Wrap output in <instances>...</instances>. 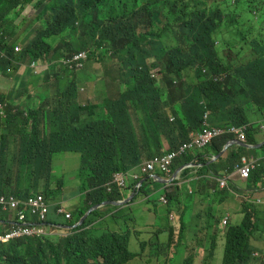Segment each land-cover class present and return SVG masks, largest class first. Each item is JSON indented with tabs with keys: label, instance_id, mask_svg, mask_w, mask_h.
Listing matches in <instances>:
<instances>
[{
	"label": "trees",
	"instance_id": "16d2710c",
	"mask_svg": "<svg viewBox=\"0 0 264 264\" xmlns=\"http://www.w3.org/2000/svg\"><path fill=\"white\" fill-rule=\"evenodd\" d=\"M58 1L60 11L50 9L49 0H0V49L12 58L3 64L46 62V82L53 75L61 96L53 103L45 97L39 106L25 109L0 95L7 102L6 116H0V195L50 197L55 195L57 188L52 185L57 183L58 192L64 193L63 184L54 179L53 156L80 153L78 193L84 199L69 219L57 213L59 202H53L45 224L55 230L58 223L72 226L95 204L124 199L117 184L111 191L107 184L117 172L132 170L145 158L165 152L161 145L146 149L147 144L160 142L161 135L169 137L170 150H174L206 123L236 126L245 131L243 141L250 146L234 143L224 150L230 140L240 138L236 133L225 134L204 148L189 150L169 171L158 170L170 178L180 166L196 164L170 184L152 177L138 187L149 175L142 173L132 186L136 191L133 202L143 193L153 216L161 202L166 208L162 224L148 227L146 223L142 229L127 222L125 228L121 219L136 221L131 207L126 210L109 204L94 210L81 225L65 229L64 236H23L1 244L0 264H127L137 256L154 262L153 255L158 261L165 256V262L173 264L169 258H176V247L196 239L201 246H209L212 256L226 240L223 264H257L252 240L258 231L264 236V230L258 225L261 198L253 194L264 193V145H257L263 141L257 135L264 137V76L258 84L257 76L238 67L228 54L246 53L244 58L264 75V0ZM28 5L36 6L37 15L22 31L23 39L19 36L12 41L17 35L15 22ZM77 7L80 18L74 13ZM102 20L111 29L108 36L98 35ZM36 21L38 29L34 28ZM31 31L35 34L29 43ZM16 41L24 44L17 53ZM82 50H90L89 60L106 69L109 80L102 89L110 85L118 89L105 94L102 104L77 102V94L85 86L79 77L82 70L62 66L65 70L54 71L55 61ZM154 69H159L156 77L151 72ZM63 72L77 73L66 77ZM223 107L228 110L226 124L213 123L212 111ZM244 158L259 162L248 175L239 172L238 179H233ZM207 175L213 178H204ZM192 177L195 179L189 181ZM222 179L228 180V186L221 188ZM203 181L216 195L230 187L252 193L241 198L245 200L244 217L238 226L218 227L222 218L212 207L216 199L210 196L215 194L208 193L212 198L205 199L210 201L208 208L197 206L188 214L184 206L194 202V193ZM9 215L0 206V222ZM150 219L154 225L156 217ZM193 219L205 234L185 233L188 220ZM132 239L142 246L140 251L130 249ZM183 264H195V256L187 255Z\"/></svg>",
	"mask_w": 264,
	"mask_h": 264
},
{
	"label": "rangeland",
	"instance_id": "374dc122",
	"mask_svg": "<svg viewBox=\"0 0 264 264\" xmlns=\"http://www.w3.org/2000/svg\"><path fill=\"white\" fill-rule=\"evenodd\" d=\"M50 2V9H56L58 11L61 10L62 7V3L58 0H49ZM90 7L92 8V6L90 5ZM36 6H28L25 11L21 14V16L18 18L17 23H19L20 21H22L23 19H25V25H28L33 19H35L36 17V11L35 9ZM25 13V14H24ZM75 16L77 18L81 17V9L79 7H77L74 10ZM34 28H40V23H38L37 21L35 22ZM102 32H98V35H101L102 33L105 36L110 35L111 33V29L109 27V24L102 20L101 22V27H100ZM32 32V31H31ZM35 33L32 32L31 34L28 35L29 37V43L32 41L33 39V35ZM75 44H77V42H75ZM20 48H22V44L18 43V45ZM246 56V53H243L242 56H238L236 53H231L228 54V58L233 59V61L237 64L238 67H243L244 69L248 70L249 72H252L253 74H255L257 76V80H258V84L261 83L262 78H263V74L261 73H257L256 69L244 58ZM26 65H28V63H26ZM62 69H64L62 66H60ZM85 73L92 76V77H96L99 74V69H100V65L91 62L90 60H88L86 62V64L84 65ZM65 70V69H64ZM77 72L74 73H67V72H63L62 75L66 76V77H72L74 74H76ZM8 82H10L8 80ZM59 81H55V88L58 86ZM101 84H96L95 87H98ZM9 87H11V85H9ZM114 90L118 89L116 88V86L114 85H110L107 88V91L105 89L106 92V96L113 92ZM87 91H82V93H86ZM93 100L95 102H97L98 104H102V96L99 95L98 92L95 93V96L93 98ZM212 122L215 124H220V125H225L226 121L228 120V110L223 107L220 109H216L215 111H212V116H211ZM137 129H138V134L140 136V138L142 137L141 132H139V123H137ZM257 139H261L260 135H257ZM52 167H53V175H54V179L56 181H60L63 184V192L64 193H59L58 192V188H59V184L57 183L56 186H53V188H57L55 195L54 196H50V197H46L45 194L40 191L41 193L44 194L45 198L48 200V202L50 201H55L58 200L60 203L65 204L66 208L68 211H70L71 213L73 212V210L80 205L83 196L81 194L78 193V188H79V184L80 181L79 179L81 178L80 176V167H81V156L80 153L78 152H58L55 153L53 156V161H52ZM55 181V182H56ZM256 197H262L261 193H257ZM245 200L240 202V207L241 210L239 212V206H238V200L236 198H232L230 197V202L233 205V209H222L220 210V215L221 218H223L225 215H229V223H231V226H238L244 217L243 214V210H244V206H243V202ZM261 204V206L259 207L260 211L258 212V216L260 218H262V220L258 223L259 227L262 228L264 230V196L261 198V202H259ZM150 203L147 202L144 199V194H140L134 202H132V213L136 218V221H127L125 219H121V225H123L126 228V223L128 222L131 226H135V225H140L142 223H149L148 227H155L158 224H162L164 223L165 219L163 218V214L165 213V206L161 203L158 202L156 205V208L158 209V213L153 216L151 215L148 211L145 210L146 206H149ZM193 211V206L190 207L189 212ZM151 217H156V222L154 223V225H152L151 223ZM224 220V219H223ZM197 220L193 219V220H188L187 225H186V234H191L194 235L195 237L200 236L202 234H205L206 232L200 230L199 228H193L192 224L196 223ZM228 224H224L223 222V226L224 229L226 228V226ZM114 223H111V227L114 228ZM119 228V226H116ZM50 236V235H49ZM134 236V235H133ZM132 236V237H133ZM257 236H260V233H257ZM131 237V238H132ZM51 238V236H50ZM253 242L255 243V245L258 247L257 252L259 253L258 255H256L258 257L257 260V264H262L264 262V240L263 239H253ZM153 242H150V245ZM225 245H226V240L224 242V244H221L217 250H216V257L210 255L209 253V246H201L200 245V241L198 239L193 240L191 242H187V244H182L176 247V258H169V262L173 264H183L185 258L187 255H194L195 256V264H223V259H224V253H225ZM202 248V250H205V255L204 257H198L196 255V249ZM130 249L134 252H138L142 249V246L139 244H136L134 239H132L130 241ZM159 259L161 261H158L157 257H154L153 255V261L149 260L148 257H135L133 258L129 263L127 264H161L162 262L166 261V257L165 256H161L159 257ZM162 264H168L167 262L162 263Z\"/></svg>",
	"mask_w": 264,
	"mask_h": 264
},
{
	"label": "crops",
	"instance_id": "0c3cea01",
	"mask_svg": "<svg viewBox=\"0 0 264 264\" xmlns=\"http://www.w3.org/2000/svg\"><path fill=\"white\" fill-rule=\"evenodd\" d=\"M28 6H31V5H28ZM28 6H26V8ZM24 11H22V13ZM17 20L15 22V25L17 26L16 27L17 35L14 36L12 41H15V39L21 35L22 31L25 28H27L30 24L29 23L28 25H25V22H26L25 19H23L19 23H17ZM20 38L23 39L21 36H20ZM18 43H21V42L16 41V47H19V46H17ZM21 44L23 47L24 44L23 43H21ZM4 61H12V58L6 51H3L0 49V95L5 96V98L8 99V101H10V103H12L14 105H18V106L22 105L25 109H28V108H33V107L39 106L45 97H47V101H49L50 103L56 102L61 97L60 91H58L54 86V81L56 80V78L53 75H51L50 80L48 82H46V79L49 77L48 76L49 66L46 62L40 61L33 67H31L29 64L26 65L25 63H22V62H17V63L13 62V64L11 66L6 67L3 64ZM98 65H100V64H98ZM105 70L106 69H104L100 65L99 74L96 77H92V76L86 74L85 70H82L79 77L85 81V86L82 87L80 92L77 94V102L79 104L86 105V104L96 103L93 100L96 92H98L99 95L102 97L106 94V92L102 89V87L104 86V82L109 80V76H107L105 74ZM54 71H55V73H60L61 67L55 66ZM8 80L10 82H8ZM96 84H101V85H99L98 87H95ZM9 85H11V87H9ZM82 91H87V92L82 93ZM106 91H107V89H106ZM6 104H7V102H6ZM220 127H225V126H220ZM260 136H261V138H263V141H264V137L262 135H260ZM263 141H260V142H263ZM160 145L162 146L164 151L170 150L171 142H170V139L167 135H161L160 142L156 141V142L147 144L146 149L152 150V149L157 148ZM148 159H150V158H145L143 163L146 162ZM195 171L196 170H194V172ZM157 174H160V173H157ZM161 176L163 178H166L163 175H161ZM238 177H239V173H237V170H236L232 174V178L238 179ZM204 178L212 179L213 177L211 175H207ZM194 179L195 178L192 177L189 179V181H192ZM161 182H163V181H161ZM230 182L234 183L233 181H230ZM163 183H165V182H163ZM166 184H170V183H166ZM123 192L126 195V197L132 195L135 192L133 190V187H131V182L129 183V186L123 190ZM208 193L209 194H215V195H210V196H212L216 199L214 201L212 207H213L214 211L218 212V214H220V210H222V209H233V205L230 202V197L236 198L238 200V206H239V212H240V210H241V207H240L241 198L244 197L247 193L252 194L250 191L244 190L243 187H239V188L230 187V189L227 192L216 195V193H213V191H209L204 186V181H203V185L200 187L199 192L194 193V195H195L194 202L193 203L188 202V204L186 206H184V208L188 212V214H193L195 212V209L197 206L205 207V208L209 207L210 201H207L205 199L208 197L210 200H212V198L208 196ZM257 193H261L262 197L264 196L263 192L258 191V192L253 194L254 198H259V197H256ZM81 195L83 196L82 201H81V203H82L83 199H84V194H81ZM262 197H260V198H262ZM55 201L59 202L58 200H55ZM132 202L124 205L126 210H128L129 206L132 208ZM63 206L67 210L65 204H63ZM191 206H193V211L189 212V209ZM145 210L147 211V206L145 207ZM227 216H229V215H225L224 217H227ZM12 219H13V214L10 213L7 220H3L2 222H0V233L10 228V225L13 223ZM146 223L147 222L142 223V224L138 225V227L142 228V229L146 228V226H147ZM192 227L197 228L196 224H193ZM200 227L204 228L203 222H201ZM218 227L222 230L224 229V226L222 223L219 224ZM47 230L51 232L52 236H60L62 234V231H59L58 229L52 230L51 228H47ZM196 253L199 256H204L205 250H202V248H199L196 250Z\"/></svg>",
	"mask_w": 264,
	"mask_h": 264
},
{
	"label": "built area",
	"instance_id": "2783aa9c",
	"mask_svg": "<svg viewBox=\"0 0 264 264\" xmlns=\"http://www.w3.org/2000/svg\"><path fill=\"white\" fill-rule=\"evenodd\" d=\"M15 50L20 51V48L16 47ZM88 58V51H80L63 58L60 62L72 70H80L83 68L84 63ZM32 66H34V63ZM153 75H155V72H153ZM5 105V103L0 101V115L2 116H6ZM229 133L239 134L241 139L246 138L245 131L240 127H213L206 124L202 131L192 133L191 138L179 148L154 156L140 168L143 172H155L157 169L169 171L177 157L193 148L205 147L215 138ZM258 162L259 159H251L249 161L247 158H244V164H238L237 166L238 172L242 173V175H248L251 168ZM139 178L140 172L138 168H135L130 171L116 173L114 180L107 185H109V190H112L114 184H117L120 188H124L128 185L130 180L136 181ZM221 184L222 186L227 185V180L222 179ZM0 206L4 211L14 213V222L10 226V229L0 233V245L23 236L42 237L47 235L46 228L35 221V219L41 223L46 221L50 204L45 198L37 194L24 197V199L18 198L14 195H0ZM58 213H65L66 217L71 216V214L63 207L58 208ZM224 222L227 223L228 218H226Z\"/></svg>",
	"mask_w": 264,
	"mask_h": 264
},
{
	"label": "clouds",
	"instance_id": "9594fccd",
	"mask_svg": "<svg viewBox=\"0 0 264 264\" xmlns=\"http://www.w3.org/2000/svg\"><path fill=\"white\" fill-rule=\"evenodd\" d=\"M256 15H258V14H256ZM15 48H16V47H15ZM15 48H14V50H15ZM18 48H20V47H18ZM21 50H22V48H20V51H21ZM20 51H16V50H15L16 53H17V52H20ZM82 51H88V52H89V58H88V60H89V59H90L91 51H90V50H82ZM79 52H80V51H79ZM75 53H77V52H75ZM64 58H65V57H64ZM62 59H63V58H61V59L55 61V63H54L55 66H59V67H60V66H64V65L60 62ZM88 60H87V61H88ZM87 61H86V62H87ZM38 62H40V61H38ZM38 62H33V63H34V66H35ZM42 62H43V61H42ZM86 62L84 63V65L86 64ZM33 63L30 64L31 67H33V66H32ZM83 68H84V66H83ZM83 68L80 69V70H84ZM151 72H152V75H153V72H155V75H153V77H156V76H157V73L159 72V69H154V70H152ZM0 101H2V100H0ZM2 102L6 104L5 101H2ZM6 106H7V104L5 105V114H6ZM0 116H2V115H0ZM3 117H5V116H3ZM206 124L210 125L209 123H206ZM210 126H212V125H210ZM213 127H220V126H213ZM225 127H230V126H225ZM193 133H196V132H193ZM229 134H230V133H229ZM191 135H192V134H191ZM224 135H225V134H224ZM190 138H191V137H190ZM217 138H218V137H217ZM215 139H216V138H215ZM238 139H240V140L243 141V139H241V138H238ZM187 141H188V140H187ZM185 142H186V141H185ZM185 142H184V143H185ZM212 142H213V141H212ZM181 145H182V144H181ZM181 145H180V146H181ZM180 146H179V147H180ZM207 146H208V145H207ZM179 147H178V148H179ZM205 147H206V146H205ZM201 148H204V147H201ZM176 149H177V148H176ZM193 149H198V148H193ZM191 150H192V149H191ZM170 151H172V150H170ZM170 151H165V152H170ZM165 152H163V153H165ZM186 153H188V151H187ZM184 154H185V153H184ZM184 154H183V155H184ZM181 156H182V155H181ZM181 156H179V157H181ZM179 157H177V158H179ZM152 158H153V157H152ZM152 158H151V159H152ZM177 158H176V159H177ZM212 158H215V156H213ZM176 159H175V160H176ZM215 159H216V158H215ZM215 159H214V160H215ZM148 160H150V159H148ZM148 160H147V161H148ZM175 160H174V162H175ZM147 161H146V162H147ZM146 162H144V163H142L141 165H139L138 167H136V168H138V170H139V172H140V177H141L142 173H149V175H152V177H153V175H154V174H157V173H158L157 171L160 170V169H157L155 172H143V171L141 170L140 167L143 166ZM174 162H173V163H174ZM189 166H196V164L191 163ZM189 166H188V167H189ZM237 166H238V165H237ZM186 168H187V167H186ZM134 169H135V168H134ZM132 170H133V169H132ZM236 170H237V173H239L237 167H236ZM129 171H130V170H129ZM161 171H163V170H161ZM120 172H125V171H120ZM117 173H118V172H117ZM174 173H175V172H174ZM149 175H148V176H149ZM173 175H174V174H173ZM180 176H181V175H180ZM114 177H115V176H114ZM152 177H151V178H152ZM153 178H155V177H153ZM178 178H179V177H178ZM139 179H140V178H139ZM139 179H138V180H139ZM176 179H177V178H176ZM113 180H114V179H113ZM113 180H112V181H113ZM138 180H136V181H134V180H130V181L128 182V185H127L126 187H124V188H121V190H124L125 188H127V187L129 186V183H130V182H131V187H132L133 184H135V183L138 182ZM226 180H227V179H226ZM112 181H111V182H112ZM172 182H173V181H172ZM114 185H116V184H114ZM114 185H113V186H114ZM141 186H142V185H141ZM220 186H221V188H224V187L228 186V180H227V185L222 186V184H221V182H220ZM138 187H140V182H139V184H138ZM108 188H109V185H108ZM112 189H113V188H112ZM110 191H111V190H110ZM10 195H12V194H10ZM14 196H15V195H14ZM127 197H129V196H127ZM127 197H125V198H127ZM125 198H124V199H125ZM46 200H47V199H46ZM122 200H123V199H122ZM47 201H48V200H47ZM132 201H133V200H132ZM132 201H131V202H132ZM129 203H130V202H129ZM129 203H128V204H129ZM49 204H50V209H49V212H50V210H51V205L53 204V202L50 201ZM113 205H114V204H113ZM105 206H106V205H105ZM118 206H119V205H118ZM123 206H124V205H123ZM60 207L65 208V207L63 206V203H60V202H59V207H58V208H60ZM102 207H104V206H102ZM65 210H66V209H65ZM66 211H67V210H66ZM7 212H8V211H7ZM49 212H48V214H49ZM67 212H69V211H67ZM10 213H12V212H10ZM57 213H58V209H57ZM69 213L71 214V212H69ZM12 214H13V219H12V221H13V220H14V213H12ZM48 214H47V216H48ZM58 214H60V215H64V216L66 217L65 213H58ZM70 217H71V216H70ZM70 217H66V218L69 219ZM226 218H228V222H229V216H227V217L222 218V224H223V222H224V220H225ZM223 219H224V220H223ZM46 220H47V218H46ZM35 221H36L37 223H39V224H42V225L46 228V230H47V228H50L49 225H46V224H45V221L42 222V223H41V222H38L36 219H35ZM13 222H14V221H13ZM228 222H227V223L224 222V224H228ZM12 224H13V223H12ZM12 224H11V225H12ZM62 224H64V223H62ZM74 224H75V223H74ZM11 225H10V226H11ZM65 225H67V224H65ZM68 226H69V225H68ZM72 226H73V225H72ZM68 228H71V227H63V226L60 225V223H58V227H57V229H58L59 231H62V234L60 235V237L66 235V233H65L64 230H65V229H68ZM9 229H10V228H9ZM57 229H55V230H57ZM7 230H8V229H7ZM7 230H5V231H7ZM52 230H53V229H52ZM223 230H224V229H223ZM5 231H3V232H5ZM257 233H260V236H257ZM257 233H256V237H255V238H256V239H263V240H264L263 233H262L261 231H258ZM49 235H52V234H51L50 231L47 230V235H45V236H49ZM42 237H43V236H42ZM35 238H40V237H35ZM255 238H253V239H255ZM252 242H253V240H252ZM253 244L255 245L254 242H253ZM255 246H256V245H255ZM257 249H258V247L256 246L255 255H258V254H259V253L257 252ZM224 256H225V253H224ZM215 257H216V255H215ZM183 263H184V262H183ZM223 263H224V259H223ZM263 263H264V262H263Z\"/></svg>",
	"mask_w": 264,
	"mask_h": 264
},
{
	"label": "water",
	"instance_id": "95a60500",
	"mask_svg": "<svg viewBox=\"0 0 264 264\" xmlns=\"http://www.w3.org/2000/svg\"><path fill=\"white\" fill-rule=\"evenodd\" d=\"M234 143H239V144H242V145H245V146H250L248 144H246L244 141L238 139V138H234L232 140H230L224 150H226L228 147H230L232 144ZM259 147L264 145V141L263 142H260L257 144ZM223 153V152H222ZM222 153L218 154L215 156V158L219 157ZM215 158H212V161L215 159ZM191 163L189 164H186V165H183V166H180L174 173V175L171 177V178H163L160 174H154L153 177H155L156 179H159L160 181H163L165 183H171L172 181H174L176 178L180 177L182 171L188 167ZM152 177V175H149V176H146L144 177L141 181H140V186L143 185V183L150 179ZM136 194V191L130 195L129 197L123 199V200H118V201H113V200H107V201H104L102 203H98V204H95L93 206H91L84 214L83 216L80 217V219L75 223L73 224V226H68V225H65V224H60L61 226L63 227H77L79 225H81L85 219L87 218L88 215H90L94 210L96 209H99L101 208L102 206H105V205H109V204H114V205H119V206H123V205H126L128 204L129 202H131L133 199H134V196Z\"/></svg>",
	"mask_w": 264,
	"mask_h": 264
}]
</instances>
